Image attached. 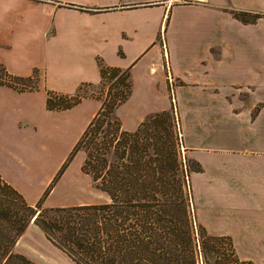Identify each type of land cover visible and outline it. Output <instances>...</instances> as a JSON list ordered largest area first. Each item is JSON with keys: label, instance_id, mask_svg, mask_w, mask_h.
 I'll return each instance as SVG.
<instances>
[{"label": "crops", "instance_id": "0c3cea01", "mask_svg": "<svg viewBox=\"0 0 264 264\" xmlns=\"http://www.w3.org/2000/svg\"><path fill=\"white\" fill-rule=\"evenodd\" d=\"M231 9L264 14V0H0V62L40 77L32 90L0 87L1 176L36 204L69 161L44 206L108 200L95 195L80 153L69 160L101 100L49 109L47 99L100 83L101 63L128 70L146 88L117 108L122 129L175 112L181 145L198 167L196 223L230 236L242 261L264 264V16L245 23ZM170 79L171 101L155 84L166 89Z\"/></svg>", "mask_w": 264, "mask_h": 264}, {"label": "trees", "instance_id": "16d2710c", "mask_svg": "<svg viewBox=\"0 0 264 264\" xmlns=\"http://www.w3.org/2000/svg\"><path fill=\"white\" fill-rule=\"evenodd\" d=\"M230 12L245 23L263 16L241 9ZM101 73L102 79L109 74L117 82L113 84L126 90L115 93L113 103L102 102L69 160L87 144L89 158L82 169L108 200L45 207L69 161L36 204L28 203L0 174V264H39L16 251L31 223L77 264H253L239 258L230 236L198 227L181 162V139L167 130V111L148 115L135 131L123 130L117 108L132 93L130 72L101 63ZM37 75L18 76L0 62V87L32 90L38 86ZM78 94L49 92L47 106L70 108L87 97Z\"/></svg>", "mask_w": 264, "mask_h": 264}, {"label": "rangeland", "instance_id": "374dc122", "mask_svg": "<svg viewBox=\"0 0 264 264\" xmlns=\"http://www.w3.org/2000/svg\"><path fill=\"white\" fill-rule=\"evenodd\" d=\"M160 37H159V40H161ZM37 76H38L37 80L39 81L40 80L39 74ZM113 83H117V82H115V79H111L110 75L107 74L98 84H91V85L86 84L82 86V89L78 92L79 93L78 95L96 97L101 100V103L103 101H106L108 104L113 103V101L118 98V97L116 98L114 97L115 93L121 90L122 91L126 90V87L123 84L119 85V84H113ZM17 84L21 85L20 83H17ZM155 84H156L157 92L159 93L160 98L163 97L165 99L166 95H169V97L167 96L169 100H170V95H172V99L174 98V90L176 88L175 83L170 82L169 83L170 87H167L166 89H165L164 83H155ZM145 88H146V83H133V86H132V90L135 89L137 92H143L145 91ZM245 91L248 93L250 92L248 90H245ZM241 96L243 100L244 99L247 100V93H242ZM218 107L220 111H224L225 103L219 102ZM258 109H259V105L257 106V108L254 109V111H257ZM166 111L167 113H164L163 117H165L167 120V125H166L167 130H169V132L176 131L178 134V137L181 139L175 112L173 111L171 112L170 110H166ZM183 139H184V136H183ZM86 146L87 144H83L74 153V155H77L80 153V156L77 159V162L81 158H83V164H85L86 160L89 158L88 152L86 150ZM180 147H181L180 148L181 162L183 164V169H184L185 174H188V176H186L188 190L192 194L191 170L196 169L198 167L196 163L193 162L192 159L190 158L189 152L186 148L183 147V144L180 145ZM111 159L114 160V157H111ZM94 192H95V195L97 194L99 195V199L101 200L106 199L107 195L101 190L97 189L96 187L94 189ZM55 200L56 199L53 198L52 201L54 202ZM191 209L194 211V216L197 219L196 212H195V203H193V201L191 204ZM197 225L199 227V223H197ZM39 229L40 228H37L35 225L28 227L24 235L19 240L16 246V251L26 255L32 261L37 262L39 264H77L64 251H62L57 246H55L52 242L47 240L42 234V230L41 229L39 230Z\"/></svg>", "mask_w": 264, "mask_h": 264}, {"label": "built area", "instance_id": "2783aa9c", "mask_svg": "<svg viewBox=\"0 0 264 264\" xmlns=\"http://www.w3.org/2000/svg\"><path fill=\"white\" fill-rule=\"evenodd\" d=\"M167 70H168V74L170 73V67L167 64ZM170 82L172 83V79H170Z\"/></svg>", "mask_w": 264, "mask_h": 264}]
</instances>
